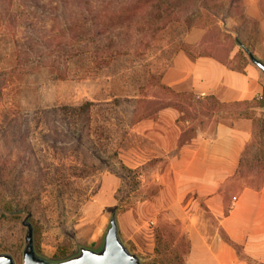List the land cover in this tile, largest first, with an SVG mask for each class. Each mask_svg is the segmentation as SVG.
Wrapping results in <instances>:
<instances>
[{"label":"rangeland","instance_id":"obj_1","mask_svg":"<svg viewBox=\"0 0 264 264\" xmlns=\"http://www.w3.org/2000/svg\"><path fill=\"white\" fill-rule=\"evenodd\" d=\"M38 22L47 24L39 16ZM205 26V38L219 58L240 66L250 62L232 33L215 20ZM187 28L174 23L143 37L142 43L134 35L115 58L76 56L64 62L50 56L36 64L31 57L26 67L0 18V252H10L21 264L27 214L36 252L50 261H56L54 254L63 245L74 254L80 246L98 249L113 211L121 238L139 254L141 264H158L157 230L168 244L172 264L176 255L184 263L192 229L219 230L214 209L201 194L204 184L182 172L194 144L191 137L197 127L210 129L219 120L262 118L264 107L239 101L207 112L193 93L159 87V71L172 50L184 46ZM238 29L264 59V32L250 21ZM232 47L241 51L234 59L229 57ZM56 67H65L66 76L58 77ZM87 101L92 103L83 114L71 110ZM167 105L178 110L181 129L188 133L162 145L138 133L135 122L156 118V111ZM250 142L242 163L220 187L223 210L243 187L264 183V166L253 165ZM122 164L130 170L121 169ZM4 206L22 211L3 213Z\"/></svg>","mask_w":264,"mask_h":264},{"label":"crops","instance_id":"obj_2","mask_svg":"<svg viewBox=\"0 0 264 264\" xmlns=\"http://www.w3.org/2000/svg\"><path fill=\"white\" fill-rule=\"evenodd\" d=\"M223 1L229 5L232 0ZM238 1L247 22L256 20L257 29L264 32V0ZM220 17L225 31L236 38L235 30L245 25L241 24V16L235 11H223ZM207 29L204 25L186 29L182 41L189 50L184 46L172 50L159 71V83L177 92H191L201 99L213 95L223 102L261 96L264 77L260 69L252 62L245 63L241 69L228 67L212 52L205 38ZM236 52L237 48L232 47L229 57H234ZM156 113V118H141L135 122L138 133L162 145L178 142L183 131L178 110L167 105ZM184 123L188 124L189 120ZM252 131V119L244 116L234 118L232 122L216 121L210 129H195V135L191 137L194 144L189 148L182 172L204 184L201 194L207 196L208 204L214 209L219 230L205 233L192 229L187 237L189 246L183 264H264V183L259 188L243 187L226 212L217 197L223 181L239 167L245 148L253 137ZM221 230L239 244L240 252L222 238Z\"/></svg>","mask_w":264,"mask_h":264},{"label":"trees","instance_id":"obj_3","mask_svg":"<svg viewBox=\"0 0 264 264\" xmlns=\"http://www.w3.org/2000/svg\"><path fill=\"white\" fill-rule=\"evenodd\" d=\"M226 4L223 0H0V18L14 38L17 57L23 66L29 67L31 57L36 64L50 56L61 58L64 62L76 56H87L94 61L115 58L126 51L124 46L131 42L134 35H140L141 38H138L137 42L142 43L143 37H152L156 32L167 29L174 23H183L187 27L205 26V22L215 20L225 30L220 17L223 11L238 13L242 19L241 24L247 21L240 1L232 0L229 5L227 4L228 7ZM38 16L43 17L47 24H40ZM252 27L257 28L256 20H252ZM21 29L26 33L25 37L20 35ZM234 33L237 34V39L235 37L234 39L238 44L242 43L249 47L241 38L239 29ZM147 44L146 41L144 46ZM186 46L184 45L185 49ZM238 54H241L240 50L231 59ZM223 61L232 69L243 67L232 64L229 60ZM55 69L58 77L66 76L65 67L62 70L57 67ZM159 87L165 90L173 89L162 83H159ZM194 100L207 112H213L217 106L239 103L223 102L213 95ZM91 103L84 102L73 106L71 110L83 114ZM242 103L264 107V83L261 96ZM240 112L238 110L236 113ZM88 118L87 116L86 120ZM252 121L253 140L250 142V147L253 148L252 163L260 168L264 166V116ZM187 133L188 130L182 131L179 140ZM77 138L81 139V134ZM242 161L243 157L240 164ZM120 167L123 170H130L123 164ZM1 209L3 213L22 211V208L15 206L12 208L4 206ZM220 233L226 242L240 252L239 244L223 230ZM155 240L154 252L160 255L158 264H172L168 244L162 239L159 230L156 232ZM73 254L71 246L63 245L54 257L58 261ZM175 261L174 264L183 262L179 255L175 256Z\"/></svg>","mask_w":264,"mask_h":264},{"label":"water","instance_id":"obj_4","mask_svg":"<svg viewBox=\"0 0 264 264\" xmlns=\"http://www.w3.org/2000/svg\"><path fill=\"white\" fill-rule=\"evenodd\" d=\"M239 44L250 62L260 69L264 77V60L254 54L248 46ZM29 216L30 214H27L22 220L23 225L27 227V234L21 264H141L139 254L132 251L119 234L115 211L111 213L102 245L98 249L80 246L77 253L58 261H50L36 252L34 228ZM0 264H16V262L10 252H0Z\"/></svg>","mask_w":264,"mask_h":264}]
</instances>
